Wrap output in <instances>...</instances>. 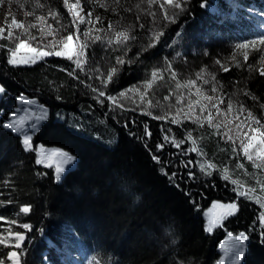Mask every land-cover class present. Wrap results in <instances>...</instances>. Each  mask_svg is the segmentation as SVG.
<instances>
[{"label": "trees", "instance_id": "1", "mask_svg": "<svg viewBox=\"0 0 264 264\" xmlns=\"http://www.w3.org/2000/svg\"><path fill=\"white\" fill-rule=\"evenodd\" d=\"M76 1L20 2L49 39L74 37L71 60L12 65L17 46L0 38V125L22 96L48 108L32 152L0 126V228L25 237L0 243V260L216 264L226 234L243 233V264H264V169L245 154L264 136V54L237 47L263 39L264 0H85L83 23ZM38 146L76 157L61 182ZM215 201L238 211L210 234Z\"/></svg>", "mask_w": 264, "mask_h": 264}, {"label": "rangeland", "instance_id": "2", "mask_svg": "<svg viewBox=\"0 0 264 264\" xmlns=\"http://www.w3.org/2000/svg\"><path fill=\"white\" fill-rule=\"evenodd\" d=\"M23 0H0V29H3V34L0 35V38H5L8 41L15 43L17 48L15 52H17V59L18 60H27L30 59L34 53H31L28 49H19V45L21 43H27L31 45L33 48H37L43 51H52L51 48L58 46L55 51H65L70 52L72 49H75L76 51V41L73 37V41L71 42V49H65L64 46H61V39L59 37L51 38L44 37L43 33V27L44 24L41 22L40 14L36 13L33 10H30L31 13V19L28 21L26 14L21 10L20 8V2ZM173 0H167V2H171ZM77 2V1H76ZM76 2L74 5H76ZM86 2L85 0H79V6L73 9V11L78 12L79 15L75 17L77 20H80L81 18L88 15V11L85 6ZM87 13V14H86ZM260 18L264 20V13H261ZM15 20L16 24L19 25L18 27L13 26L12 21ZM9 32L11 35H9ZM261 41H264V37L262 40L257 41L255 46H252V43L249 44V47L244 48L241 54L245 58V53L251 54L252 51L255 50H262L264 54V43H261ZM67 40L64 42L66 43ZM67 57V56H64ZM41 59H37L39 61ZM35 62V63H36ZM35 63H11L12 65H33ZM131 95L133 98H139V101H143V96H141V90L140 88L132 89ZM125 98L128 97V94L123 95ZM30 100L26 97L21 100V106L17 109L16 113L11 117L9 123L13 124L14 127L11 129L23 136H33L35 132L39 130L41 127V124L46 121L48 117V110H46L45 107L38 104L37 101L33 104H28L27 101ZM8 123V124H9ZM251 145V147H249ZM43 147V146H42ZM41 146L37 147V158L38 159H45L47 163L52 164V168L55 169L56 172V166L58 164H61V157L57 154H55L51 149L45 148L43 154L40 153L39 149ZM247 152V156L251 157V159L255 162L256 166L261 167L264 169V136H261V134H253L250 138V141L248 145L246 146L245 153ZM59 153V151H57ZM74 164L76 165V160L74 161ZM42 166H46V164H40ZM73 164H67L62 165L63 172L61 173V180L63 176L66 174L67 171L70 169H73L75 167ZM56 175V173H55ZM57 181V182H61ZM244 192V191H243ZM247 194L248 191H245ZM249 194V193H248ZM228 205V204H235L236 207L234 209H231L232 212L231 215L224 216L223 213L225 212V209L214 207V205ZM238 211V206L236 203H222L215 201L211 205V207L205 212V219L207 222V231L211 224L212 230L208 231V233L212 234L218 228L222 225L223 221L227 219L228 217L235 215ZM262 222H264V218H262ZM23 237V239H18L17 235L11 234L8 231V226H2L0 228V243H8V241L12 240L13 242L16 241L15 246H21L24 241L25 237L23 235H20ZM244 236H246L244 234ZM240 237V235L238 236ZM233 235H228L226 238V241H229L230 243L233 242L235 238H238ZM247 237V236H246ZM247 243H248V237L246 239V243H235V244H229L225 245L224 251H222V256L220 260L216 264H243V259H239L236 256L230 254L229 252H238L242 253L243 256L246 254L247 250ZM0 264H20V259L16 256L15 259L10 257V259H2L0 260Z\"/></svg>", "mask_w": 264, "mask_h": 264}, {"label": "snow or ice", "instance_id": "3", "mask_svg": "<svg viewBox=\"0 0 264 264\" xmlns=\"http://www.w3.org/2000/svg\"><path fill=\"white\" fill-rule=\"evenodd\" d=\"M64 2L67 3L68 0H64ZM78 6H79V0H77L76 5H73L69 10L70 11H73V9H75ZM176 7H179V5H176ZM78 15H79L78 12L73 11V17L74 18L77 17ZM80 22L83 23V19L82 18L80 19ZM12 24H13V26H16V27L19 26V25L16 24V21L15 20L12 21ZM2 34H3V29H0V35H2ZM43 34L46 36V35H50L51 33H50V31H44ZM9 35H11L10 32H9ZM96 39L99 40V37H96ZM66 40H67V42L64 43V45H63L64 48L65 49H71V42L73 41V36L72 35H68L67 38H66ZM261 43H264V41H261ZM255 44H256V42L253 41L252 42V46L254 47ZM237 47L238 48H247V47H249V45L242 44V45H238ZM20 49H28L31 53H34L35 55H33L30 59H27V60H23V59L18 60L17 59V52H13L12 53V59L9 60V63H13V64L18 63V62H22V63H35L37 59H43L46 56H67V58L69 60H71L72 59V56L73 55H76L75 49H72L70 52L54 51V50H52V51H43V50H40V49H37V48H33L31 45H29L27 43H21L19 45L18 51ZM82 53H83V49L81 48V55H82ZM245 59H247V53H245ZM217 63H219V62H217ZM78 64H79V61H77V65ZM225 70H227V69H225ZM261 74L264 75V73H261ZM154 75H155V73H153V76ZM3 91H4V89L3 88H0V92H3ZM98 95L100 97H103L104 96V92L101 91V92L98 93ZM110 99H111V97H110ZM27 103L28 104H33V103H35V101L28 100ZM0 126L6 127L8 129H12L14 127V125L11 124V123H9L7 125H0ZM217 127H218V125H217ZM173 143H175V142H173ZM177 146H179V145H177ZM159 147L162 148L163 145H160ZM249 147H251V145H249ZM23 149L25 151H28V152H32L33 151V149H32V137L31 136H27V135L24 136ZM39 151H40L41 154H43L44 149H43L42 146L39 149ZM52 151L55 153L56 150H52ZM193 151H195V148H193ZM245 154L247 155V152ZM58 155L61 157V164H58L56 166L55 179L57 181H60L61 180V173L64 170L63 167H62V165H67V164H73V165H75L74 164V161L76 160V157L70 156L66 152H59ZM249 159H251L250 156H249ZM35 162L37 164H46V166L49 167V168L52 167V164L51 163H47L45 159H37ZM185 166H187V165H185ZM208 167L211 168L212 165H208ZM203 168H204V165H201V169H203ZM210 174L211 173H209V175ZM173 178H175V177L173 176ZM223 179L227 181L228 180V176L227 175H224L223 176ZM232 183L235 184L236 181H232ZM238 194L240 196H245L246 195V193L245 192H242V191L239 192ZM214 207H219V208L225 209V212L223 213V215L224 216H227V215H231L232 214V212L230 210L231 209H234L236 207V205L235 204H228V205H219L218 204V205H214ZM21 211L27 213V212L30 211V209L27 208V207H25V208L21 209ZM262 218H264V217H262ZM23 227L24 228H30V225L25 224V225H23ZM211 230H212V227H211V224H210V226L208 228V231H211ZM17 238L18 239H23V237L20 236L19 234H17ZM246 239H247V237L244 236L243 233H241L240 234V240H246ZM238 244H239V241H238ZM12 258L13 259L16 258V253L15 252L12 253Z\"/></svg>", "mask_w": 264, "mask_h": 264}, {"label": "bare ground", "instance_id": "4", "mask_svg": "<svg viewBox=\"0 0 264 264\" xmlns=\"http://www.w3.org/2000/svg\"><path fill=\"white\" fill-rule=\"evenodd\" d=\"M57 151V150H56ZM237 242L239 241V242H241V243H244V241L243 240H240V239H237L236 240ZM228 243V242H227ZM235 243V242H234ZM234 243H232V244H234ZM226 245V242H223L221 245H220V247H221V249H223L224 250V246ZM238 257H241V255L240 254H236Z\"/></svg>", "mask_w": 264, "mask_h": 264}, {"label": "built area", "instance_id": "5", "mask_svg": "<svg viewBox=\"0 0 264 264\" xmlns=\"http://www.w3.org/2000/svg\"><path fill=\"white\" fill-rule=\"evenodd\" d=\"M228 243H226V245H227ZM225 247V246H224Z\"/></svg>", "mask_w": 264, "mask_h": 264}]
</instances>
